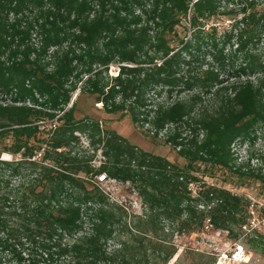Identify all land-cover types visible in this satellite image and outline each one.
<instances>
[{
    "label": "trees",
    "instance_id": "trees-1",
    "mask_svg": "<svg viewBox=\"0 0 264 264\" xmlns=\"http://www.w3.org/2000/svg\"><path fill=\"white\" fill-rule=\"evenodd\" d=\"M257 7L255 0H0V156L13 158L0 160V264H168L174 233L243 234L250 202L195 174L208 166L245 175L233 148L264 127ZM219 16L234 20L221 35L206 27ZM178 29L189 35L180 39ZM76 91L94 96L106 114L128 115L146 136L165 132L186 164L76 119L75 103L69 107ZM102 174L132 187L140 216L129 222L110 202L95 184ZM263 240L248 243L264 255ZM186 253L189 264L216 263L214 254Z\"/></svg>",
    "mask_w": 264,
    "mask_h": 264
},
{
    "label": "rangeland",
    "instance_id": "rangeland-1",
    "mask_svg": "<svg viewBox=\"0 0 264 264\" xmlns=\"http://www.w3.org/2000/svg\"><path fill=\"white\" fill-rule=\"evenodd\" d=\"M255 2L258 4L257 10L264 11V0H255ZM233 23L234 20L230 17L219 16L208 22L206 27L214 26L218 35H221L228 32ZM178 33L180 39L189 35L183 29H178ZM170 38L172 37L170 36ZM177 43L174 40L173 44ZM260 51H264V44L260 45ZM117 73V65L109 68L110 76H116ZM73 103H75L74 115L76 119L87 117L98 121L102 130L115 132L145 152L165 157L168 161L180 167L186 164L183 159L177 156L176 151L165 143V132L160 134L156 139H153L151 136H146L142 131L134 127L128 115L106 114L102 110V105L96 102L94 96L81 94L79 91H76L72 95L69 107ZM80 149L85 151L89 150L88 141L83 136L80 139ZM233 152L236 159L235 168L246 173L245 175H239L234 173V171L221 168L200 166V171L195 176L208 185L226 189L232 194L248 200L250 202L249 210L254 213L253 217L256 219V233L254 231L243 232L237 239L230 236L218 239L212 236V233L207 230L189 235L174 233L172 243L176 247V252L168 264H189L191 259L186 252L188 249L193 250L194 248L214 254L216 256L215 264H217L218 255L230 253L231 244L234 241H239L245 249L251 251V257L244 264H264L262 251H256L248 243V239L255 238L256 235L264 237V127L255 133L251 141L235 145ZM12 159L8 154H2L0 156V160L10 161ZM101 160L100 152H97L92 164L98 167ZM261 176L263 177V181H260ZM104 190L108 193L110 202H115L128 209L126 212L129 216V222L134 220L133 216H140L143 213V207L140 209L141 201L129 184L124 186L109 184ZM262 243L264 247V240ZM108 245L110 249L114 248L116 247V242L110 241ZM221 262V264H232L226 259H223Z\"/></svg>",
    "mask_w": 264,
    "mask_h": 264
},
{
    "label": "built area",
    "instance_id": "built-area-1",
    "mask_svg": "<svg viewBox=\"0 0 264 264\" xmlns=\"http://www.w3.org/2000/svg\"><path fill=\"white\" fill-rule=\"evenodd\" d=\"M95 184L106 195H108V193L104 190V188H106V186H108L109 184L119 185V186L128 185V183L122 184V183L117 182L116 180L109 179L104 174L96 177V183ZM189 191L191 192L192 197L196 196V187L194 185H192V184L189 185ZM142 207H143L142 204H140V209ZM125 209L128 211L127 208H125ZM250 214L252 216L248 219L247 224L242 227V232H244V233L249 232V231L256 232V224H255L256 219L253 217L254 213L252 211H250ZM263 219H264V216H263ZM211 233H212V236H214L215 238H218V239L229 236V232L226 230H218V231H213ZM193 250H195L197 252H203V251L199 250L198 248H194ZM249 257H251V251L245 249V247L241 243H239V241H234L231 244L230 253H228V254L223 253V254L218 255V257H217L218 263L217 264L221 263V261L223 259L230 261L232 264H244L247 262V259Z\"/></svg>",
    "mask_w": 264,
    "mask_h": 264
},
{
    "label": "bare ground",
    "instance_id": "bare-ground-1",
    "mask_svg": "<svg viewBox=\"0 0 264 264\" xmlns=\"http://www.w3.org/2000/svg\"><path fill=\"white\" fill-rule=\"evenodd\" d=\"M222 263V262H221ZM221 263H219V264H221Z\"/></svg>",
    "mask_w": 264,
    "mask_h": 264
}]
</instances>
